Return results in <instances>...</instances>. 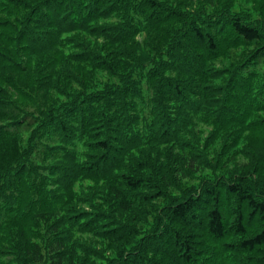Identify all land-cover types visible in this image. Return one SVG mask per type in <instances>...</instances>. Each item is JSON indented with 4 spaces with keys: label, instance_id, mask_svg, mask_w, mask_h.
Masks as SVG:
<instances>
[{
    "label": "trees",
    "instance_id": "1",
    "mask_svg": "<svg viewBox=\"0 0 264 264\" xmlns=\"http://www.w3.org/2000/svg\"><path fill=\"white\" fill-rule=\"evenodd\" d=\"M189 1L174 0L176 6H173L169 4L170 0H0V78L15 94H23L30 101L44 98L46 102L47 96L46 89L42 90L32 77L34 69L42 72L54 64L57 56L54 47H67L69 43L75 46L78 42L72 38L61 40L62 34L77 33L76 36L82 39L89 36L106 43L107 47L103 48L108 52L117 51L127 61L135 62L128 70V83L133 80L136 69H143L148 61L153 62L154 69L136 74L148 83L149 92L145 101L149 123L145 128L150 135L146 137L144 151L131 142L140 134L133 126L137 125L138 103L143 100L134 80L133 87L129 84L130 88L113 87L104 92L107 94L90 99L84 97L79 103L72 100L69 106L47 115L57 123L65 144L68 142L66 137H70L67 134L72 133L69 125L73 121L80 125V137H83L85 127H88L85 136L105 134L88 144L101 154L86 167L84 174L89 176L93 170L110 166L124 170L120 175L110 176L112 180L108 187L117 218L127 214L153 216L165 198L163 194L170 185L166 181L171 178L173 167L192 166L191 145L185 136L197 121L220 125L226 114L229 116L225 120L229 122L227 129L240 126L236 113L226 104L231 100L228 90L233 83L241 82L236 81V76L242 72V66L248 61L257 63L264 58V31L243 23L225 8L224 13L215 9L208 14L204 6H192L196 11L188 10L191 12L188 14L185 8L191 6ZM113 13H119L122 21L109 25L106 20ZM4 15L9 18L2 19ZM137 15L144 23H137L134 18ZM139 35L142 37L138 40ZM80 41L82 53L72 54L71 59L88 63L90 56L94 61L92 66L106 65L105 68L110 69L111 66L101 60L99 52L91 51L82 44L83 40ZM86 54L89 55L83 56ZM164 56L169 60L163 61ZM157 58L159 63H155ZM243 75H239L241 79ZM1 100V116L10 114L12 120L20 116L14 103ZM84 102L85 107H78ZM65 113L67 117L62 116ZM96 121L101 127L92 133ZM118 123L115 130L131 129V137L122 142L125 147L133 146L138 154L135 160L126 159L124 165L123 159H118L125 156L124 148L113 149L109 143V131ZM3 134L0 133V141H6V134ZM15 137L10 145L12 143L16 149ZM120 140L116 142L120 143ZM155 145L158 149L153 154ZM129 165L132 167L128 168ZM21 172L19 170L17 175ZM13 175L12 169L0 167V264H82L78 249L86 248V245L79 244H86L88 239L75 242L73 230L80 238L91 233L93 236L104 234L108 242L129 247L141 234L140 228L123 225L101 233L96 231V226L97 220L102 218L88 216L86 211H76L68 217L64 209L42 203L37 206V198L31 203V195L24 194L27 189L24 180L16 182ZM220 177L222 175L215 181H204L201 190L191 192L184 200L170 199L169 206L165 207L167 210L161 215L167 224L160 223L157 231L160 237L156 238V232L141 244L129 250L122 249L120 258L112 264H149L148 254L158 251L165 252L171 264H200V250L194 246L197 230L205 232L223 249L239 251L249 264H264V201L257 198L248 176ZM145 188L153 193H140L141 197L137 199L135 196ZM202 195L206 196L204 201ZM100 213L109 219L106 223L113 221L109 212ZM176 225L189 226L192 230L185 234ZM159 238H163L164 244H170L178 255L170 254L164 244L159 246Z\"/></svg>",
    "mask_w": 264,
    "mask_h": 264
},
{
    "label": "rangeland",
    "instance_id": "2",
    "mask_svg": "<svg viewBox=\"0 0 264 264\" xmlns=\"http://www.w3.org/2000/svg\"><path fill=\"white\" fill-rule=\"evenodd\" d=\"M78 3L82 2L78 1ZM189 3L191 6L188 5V8H185V12L188 14L191 13L190 11H196L193 7L202 8L204 6L208 14L215 9L224 13L223 8H225L235 18H240L243 23L264 31V0H190ZM88 4L90 5L91 2ZM169 4L176 6L174 0H170ZM97 6L100 7V4ZM16 13L18 14V12ZM7 18L9 17L2 16V19L6 20ZM134 18L137 23H144L138 15ZM121 21L119 13H113L106 20L109 25L118 24ZM76 35L77 33L62 34L61 40L66 41L68 38L69 40L72 38L73 41L77 40L78 42H75V46L71 43L66 44L67 47L56 48L53 46L54 51L57 52L54 64L52 63L42 72H40L41 69L33 71L32 77L37 80V84L41 85L42 90L46 89V102H44V98L42 101L35 98L30 101L23 94H15L0 78V102L1 99L11 101L20 111V116L13 120L10 119V114L8 117H3L0 112V133L6 134V141L2 139L0 141V167L3 170L12 169L15 173L12 178L16 182L24 180L27 186L24 194L31 195L29 202L32 203L36 200L34 198H37V206L42 203L47 204L48 207L64 209L68 217L76 211H86L88 216L100 217L102 219L97 220L96 231H102L101 233L110 230L111 227H120L121 225L140 228V236L133 241L132 247H135L144 242L145 238L156 233L160 223L164 226L167 224L161 215L164 214L163 211L167 210L165 207L169 206L170 199L184 200L191 192L201 190V187H204L203 184L207 182L206 180L215 181L220 175L222 177L227 175L226 178H231L234 174L248 176L257 198L264 201V58H261L257 63L248 61L245 66H242L243 69L239 75L242 76L245 73L244 78L241 79L237 73L236 81L240 80L241 82L233 83L228 90L231 100L226 104L236 113V117L241 122H239L240 126L234 130L227 129L229 124L226 123L229 122H225V120L229 116L226 114L223 115L220 125L197 121L194 127L190 128L189 135L185 136L191 145L189 153L194 156V158L192 156V166L183 164L173 167L171 178L166 181H169L170 185L167 187V192L163 194L165 198L157 206V211L153 216L149 217L140 212L142 215L127 214L123 218H117V213L113 212L114 206L110 201L108 187L112 180L110 176L120 175L124 170H115L110 166L108 169L93 170V174L98 171L96 176L84 174L86 167L91 166V162L101 154V151L89 147L88 144L104 137L105 134L85 136L88 132V127H85L83 137H80V125H76V121H73L69 125L72 133L67 134L70 137H66L68 142L65 144L62 140L64 135L59 131L57 123L47 118V115L69 106L73 103L72 100L79 103L84 97L90 99L91 96L107 94L108 92H104L113 89V87L115 89L116 87L125 88L129 87L128 84L133 87L135 86L134 81H136L143 100L138 103V109L135 111L137 125L133 126V129L140 131V134L131 142L138 146V150L144 151L147 147L146 137L150 135L147 131L148 128H145L146 123H149V117H146L148 107L145 103L149 98V92L148 83L136 74L154 69V64L148 61L143 69H136L134 81L128 83L126 76L129 75L130 66L135 65V62L127 61L117 51L116 53L108 52L103 48L107 47L106 43H100L89 36H84L82 39ZM141 37L139 35L137 39L139 40ZM53 40L52 38V44ZM80 40H83L82 44L91 51L99 52L101 60L109 64L110 69L105 68L106 65L92 66L94 61L90 60L89 54L83 55L88 56L87 59L90 61L88 63H78L71 59L72 54L82 53L80 49L83 48L78 45ZM59 43L57 41V44ZM161 59L169 60L166 56ZM157 62H160L159 58L156 59L155 63ZM166 75H169V72ZM0 105L2 104L0 103ZM86 105L84 102L78 104V107ZM62 116L67 117L66 113ZM22 123L26 124L20 126ZM119 125L120 123L113 125V129L109 131L108 135L110 136L109 143L113 149L124 148L125 156L118 158L119 160L123 159L124 165L126 159L135 160L138 154L133 146L125 147L122 142L123 139L131 135V129L123 127L115 130ZM100 127V122L96 121L91 132L99 131ZM15 134L17 137L14 136ZM12 137L16 139V149L15 145L12 143L10 145ZM120 138V143L116 142ZM156 149L158 148L155 145L153 154ZM160 153L162 154V152ZM166 153L168 155V150ZM169 163L172 161L169 160ZM129 167L132 166L129 165ZM19 170L22 172L17 175ZM166 182L165 184H167ZM138 193V195L135 193H130V195H136L135 197L139 199L140 193L149 195L153 191L145 188ZM202 199L204 201L206 196L202 195ZM105 211L109 212L111 217L113 216V221L106 223L109 219L100 213ZM176 227L185 234L192 230L189 226L176 225ZM76 233L73 230L75 242L79 243L77 239H86V237L88 239L86 244H79L86 245V248L81 246L78 249L82 264H112L120 258L122 249L132 248L128 245L124 246L122 243H110L107 236H103L104 234L93 236L94 233H91L89 236L84 235L80 238ZM42 236L44 237V230H42ZM157 237H160L158 232ZM194 238V246L200 250L198 253L200 264H249V260L239 251L223 249L219 244L211 241L202 230H197V235ZM158 241L159 246L164 244L163 238H159ZM39 243L42 244V242ZM164 248L170 254L172 252L175 257L178 255L170 244L165 243ZM86 249L88 252H85ZM148 257L149 264H171L165 252L158 251L156 254H148Z\"/></svg>",
    "mask_w": 264,
    "mask_h": 264
},
{
    "label": "bare ground",
    "instance_id": "3",
    "mask_svg": "<svg viewBox=\"0 0 264 264\" xmlns=\"http://www.w3.org/2000/svg\"><path fill=\"white\" fill-rule=\"evenodd\" d=\"M193 12V11H192ZM37 115V114H36ZM31 119V118H30Z\"/></svg>",
    "mask_w": 264,
    "mask_h": 264
}]
</instances>
